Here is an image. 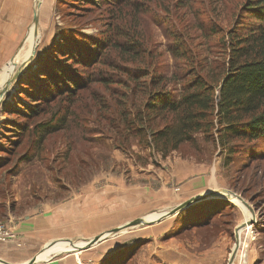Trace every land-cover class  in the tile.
<instances>
[{
  "label": "rangeland",
  "instance_id": "obj_1",
  "mask_svg": "<svg viewBox=\"0 0 264 264\" xmlns=\"http://www.w3.org/2000/svg\"><path fill=\"white\" fill-rule=\"evenodd\" d=\"M243 2L41 0L35 53L0 104V224L16 234L0 239L1 258L25 262L43 248L35 264H62L64 257L68 264H229L234 228L252 212L254 221L240 230L232 263L264 264V135L257 141L231 139L235 151L229 152L217 140L213 118L214 128L192 132V141L175 149H157L148 134L172 115L153 116L146 124L139 120L149 91L163 88L168 95H177L196 74L216 77V67L226 55V30L243 19ZM33 3L15 49L0 67V89L32 49ZM65 29L71 34L63 33ZM72 38H82L79 45L95 49L87 64L68 59L64 65L79 83L71 82L45 98L23 99L20 82L41 72L53 55L62 64L66 51L72 52ZM59 46L64 49L58 51ZM51 47L55 52L44 58ZM15 100L31 103L29 112L23 110L25 105L16 106L19 114L12 111ZM60 115L62 128L39 142L33 126ZM141 126L144 135L139 133ZM201 187L228 189L249 208L230 193L213 196L157 223L124 229L68 253L64 251L84 245L88 240L82 238L92 234L51 238L71 239L74 245L38 243L28 248V241L12 226L24 215L39 214L45 203H63L92 189L113 211L107 228L137 216L163 214ZM200 201H210L212 210L202 218L192 212ZM206 217L210 218L205 224ZM133 237L135 241L120 247Z\"/></svg>",
  "mask_w": 264,
  "mask_h": 264
},
{
  "label": "trees",
  "instance_id": "obj_2",
  "mask_svg": "<svg viewBox=\"0 0 264 264\" xmlns=\"http://www.w3.org/2000/svg\"><path fill=\"white\" fill-rule=\"evenodd\" d=\"M241 9L243 19L226 30L223 44L226 55L222 64L216 67L215 78L196 74L182 85L177 95L172 96L163 88L149 91L139 111V120L146 124L153 116L172 115L169 122L148 134L156 148L175 149L184 141H192V132L214 128L213 118H216L217 140L229 152L235 151L230 144L231 139L257 141L264 135V0H244ZM245 18L250 21H244ZM66 32L71 34L65 29L63 33ZM79 39L75 41L72 38L69 43L72 52L68 49L65 55L60 53L67 56L62 64L53 55L54 48H50L44 57L52 53L53 57L47 60L50 61V68L46 61L47 67L43 66L41 72L37 71L32 77L20 82L24 86L19 91L23 99H30L31 96L45 98L51 92L58 93L63 86L69 87L71 82L74 85L79 83L77 76L67 71L64 65L74 59L76 63L87 64L90 59H94L95 53L94 48L79 45ZM57 48L58 51L64 49L62 46ZM65 90L69 91L67 88ZM18 105H25L23 110L29 112L30 106L27 105L31 103L15 100L12 111L19 114ZM25 115L29 116V113ZM63 118L64 115H60L57 119L34 125L32 131L39 136L38 141L61 129ZM139 133L144 135V127L141 126ZM207 202H198L192 211L195 216L200 215L199 218H202L212 211L209 209L210 201ZM209 218L206 217L203 223L206 224Z\"/></svg>",
  "mask_w": 264,
  "mask_h": 264
},
{
  "label": "crops",
  "instance_id": "obj_3",
  "mask_svg": "<svg viewBox=\"0 0 264 264\" xmlns=\"http://www.w3.org/2000/svg\"><path fill=\"white\" fill-rule=\"evenodd\" d=\"M30 8L31 0H0V67L15 49L22 31V25L27 23V19L30 17ZM100 198L101 194L98 195L94 190L87 189L69 201L56 204L45 203L41 206L39 214L24 215L21 217L22 220H16L12 226L17 228L21 239L28 241V248L38 243L45 246L54 236H66L75 233L92 234L90 237L82 238V241L89 240L99 232L109 230V228L120 224L106 228L108 223L112 222L109 218H111L110 214L113 211L107 210L109 207L105 205L104 198L102 197L101 200ZM103 206H105L106 211L102 210ZM103 227L105 228L102 229ZM54 243L60 245L65 242L55 241ZM58 251L64 250L60 248ZM64 258L66 261L62 264H68V258ZM69 260L71 261V259ZM25 262L13 263L23 264Z\"/></svg>",
  "mask_w": 264,
  "mask_h": 264
},
{
  "label": "water",
  "instance_id": "obj_4",
  "mask_svg": "<svg viewBox=\"0 0 264 264\" xmlns=\"http://www.w3.org/2000/svg\"><path fill=\"white\" fill-rule=\"evenodd\" d=\"M41 0H34L33 3V18L32 21L34 23V25L36 26V40L35 43L33 44V47L31 49L30 54L28 55L27 58H25L24 60H22L17 66L15 71L9 75V77L4 81L1 89H0V104L1 101L3 100L4 96L7 93V90L9 89L11 83L16 79L17 75L20 73V71L22 70V68L26 65L27 62H29L32 58L33 55L35 53L36 50V46L37 43L39 41V35L37 34V23H38V8L40 5ZM20 46H18L19 48ZM18 48L16 49L15 53L18 51ZM230 193L232 196H234L235 198H237L238 200H240L244 205H247V203L240 198L237 194L231 192L228 189H221V188H207V189H203L200 191L195 192L194 194L188 196L187 198H185L184 200H182L181 202L177 203L176 205L171 206L168 210H166L163 214H161L160 216H158L156 219H152V220H148L145 219L142 216H137L133 219L127 220L123 223H120L119 225H116L115 227L110 228L109 230L106 231H102L101 233L99 232L98 234L94 235V237H92L91 239H89L84 245L82 246H75L73 248V250H67L64 251V253H68V252H75L81 249H87L89 247L94 246L95 244L106 240L108 238L114 237L115 235L119 234L123 229H127V228H136L145 224H154L157 223L159 221H161L162 219L176 213L177 211H179L180 209L186 207L187 205L196 202L198 200L201 199H205V198H209V197H213V196H224L225 194ZM248 206V205H247ZM249 208V206H248ZM254 221V215L251 212V217L250 218H246L244 221H241L240 223H238V225H236V227L234 228V245L230 254V258H229V264H233L232 261L237 253V248L239 245V232L240 230L245 227L246 225L251 224ZM136 238H130L127 240H124L121 244L120 247L127 244L128 242H132L135 241ZM54 240L49 241L45 246H48L49 244H51ZM42 248L39 250L41 251ZM38 251V252H39ZM37 252V253H38ZM37 253L34 254L33 256H31L27 262H25L24 264H35L37 261ZM52 258V257H51ZM0 263L2 264H15L13 262L7 261L3 258L0 257Z\"/></svg>",
  "mask_w": 264,
  "mask_h": 264
},
{
  "label": "bare ground",
  "instance_id": "obj_5",
  "mask_svg": "<svg viewBox=\"0 0 264 264\" xmlns=\"http://www.w3.org/2000/svg\"><path fill=\"white\" fill-rule=\"evenodd\" d=\"M33 29H34V27H33ZM35 40H36V37L34 38V41H33V44L35 43ZM33 47V46H32ZM31 52V51H30ZM30 54V53H29ZM28 54V55H29ZM28 57V56H27ZM26 57V58H27ZM226 195V194H225ZM162 213H160V214H157V213H149V214H147V215H144L143 217L145 218V219H148V220H152V219H156L158 216H160ZM145 225H147V224H145ZM148 225H150V224H148ZM142 226H144V225H142ZM249 226V225H248ZM139 227H141V226H139ZM139 227H136V228H139ZM127 229H130V228H127ZM124 230V229H123ZM122 230V231H123ZM122 231L119 233V235L120 234H122ZM55 241H57V242H67V243H69L70 245H74L71 241V239H58V240H55ZM55 241H53L51 244H49L48 246H46V247H49L50 245H52ZM104 241V240H103ZM103 241H101V242H103ZM101 242H99V243H101ZM99 243H97V244H99ZM96 245V244H95ZM75 247V246H74ZM43 249V248H42ZM47 249V248H46ZM45 250V249H44ZM43 250V251H44ZM43 251H41V252H43ZM40 253V252H39ZM42 254L43 253H40L39 254V256H42ZM38 259V258H37ZM27 262V261H26ZM2 264V263H1ZM15 264H17V263H15ZM24 264V263H23Z\"/></svg>",
  "mask_w": 264,
  "mask_h": 264
},
{
  "label": "built area",
  "instance_id": "obj_6",
  "mask_svg": "<svg viewBox=\"0 0 264 264\" xmlns=\"http://www.w3.org/2000/svg\"><path fill=\"white\" fill-rule=\"evenodd\" d=\"M15 234L9 230V228H7L5 226V224H0V239L1 240H6L9 238H14Z\"/></svg>",
  "mask_w": 264,
  "mask_h": 264
}]
</instances>
